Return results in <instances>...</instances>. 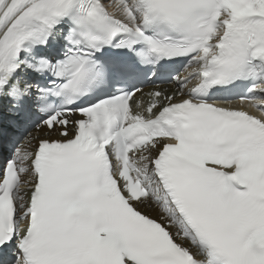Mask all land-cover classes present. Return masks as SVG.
<instances>
[{
    "label": "snow or ice",
    "instance_id": "snow-or-ice-1",
    "mask_svg": "<svg viewBox=\"0 0 264 264\" xmlns=\"http://www.w3.org/2000/svg\"><path fill=\"white\" fill-rule=\"evenodd\" d=\"M0 264H264V0H0Z\"/></svg>",
    "mask_w": 264,
    "mask_h": 264
}]
</instances>
